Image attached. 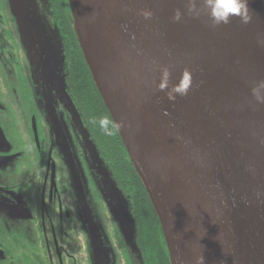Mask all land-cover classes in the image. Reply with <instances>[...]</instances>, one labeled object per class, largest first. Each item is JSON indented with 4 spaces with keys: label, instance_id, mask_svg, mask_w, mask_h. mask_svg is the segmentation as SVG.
I'll list each match as a JSON object with an SVG mask.
<instances>
[{
    "label": "water",
    "instance_id": "95a60500",
    "mask_svg": "<svg viewBox=\"0 0 264 264\" xmlns=\"http://www.w3.org/2000/svg\"><path fill=\"white\" fill-rule=\"evenodd\" d=\"M6 1L37 84L34 94L45 102L51 132L62 141L58 148L93 263L110 264L109 237L58 103L78 132L110 216L134 251L130 204L67 93L58 32L38 17L35 0ZM38 1L43 13L49 0ZM67 2L84 62L159 221L170 264H264V103L251 95L264 80V0H247L249 23L231 17L218 26L203 0H192L191 12L189 0ZM177 9L181 20L173 22ZM145 10L151 18L140 15ZM165 68L169 86L161 91ZM186 69L192 87L169 101L167 93Z\"/></svg>",
    "mask_w": 264,
    "mask_h": 264
},
{
    "label": "flooded vegetation",
    "instance_id": "af4514ba",
    "mask_svg": "<svg viewBox=\"0 0 264 264\" xmlns=\"http://www.w3.org/2000/svg\"><path fill=\"white\" fill-rule=\"evenodd\" d=\"M49 3L43 15L60 36L67 93L135 220L136 249L131 251L90 175L78 132L58 103L109 237L110 264H170L159 221L84 62L67 0ZM36 85L16 26L0 0V264H94L58 148L62 141L51 132L45 102L34 94Z\"/></svg>",
    "mask_w": 264,
    "mask_h": 264
},
{
    "label": "clouds",
    "instance_id": "9594fccd",
    "mask_svg": "<svg viewBox=\"0 0 264 264\" xmlns=\"http://www.w3.org/2000/svg\"><path fill=\"white\" fill-rule=\"evenodd\" d=\"M205 9L208 12L209 18L213 26L220 24H228L231 17H239L241 22L247 24L251 21V16L248 12L247 0H203ZM188 11L191 12L195 8L192 0H189ZM141 16L149 19L152 16L151 11H141ZM181 12L179 9L175 10L172 20L179 22L181 20ZM192 74L187 69L183 71L179 83L171 88L167 93L169 101H175L176 96L184 97L188 94L192 87ZM169 86V73L167 68L162 70L161 81L158 85L159 90H164ZM251 95L257 103H264V80L257 81L255 86L251 88Z\"/></svg>",
    "mask_w": 264,
    "mask_h": 264
},
{
    "label": "rangeland",
    "instance_id": "374dc122",
    "mask_svg": "<svg viewBox=\"0 0 264 264\" xmlns=\"http://www.w3.org/2000/svg\"><path fill=\"white\" fill-rule=\"evenodd\" d=\"M35 1H36V10H37V13H38V17L40 18V14L43 15V13H42V10H43L42 9V4L38 0H35ZM3 2H4V5L9 8L7 1L6 0H3ZM67 4H68V2H67ZM10 8L15 11V13H16V15H17V17H18L19 20H24L25 19L24 13L19 11L16 3L12 2L10 4ZM68 9H69V6H68ZM47 10H48V8H47ZM107 236H108V234H107Z\"/></svg>",
    "mask_w": 264,
    "mask_h": 264
},
{
    "label": "trees",
    "instance_id": "16d2710c",
    "mask_svg": "<svg viewBox=\"0 0 264 264\" xmlns=\"http://www.w3.org/2000/svg\"><path fill=\"white\" fill-rule=\"evenodd\" d=\"M101 98V97H100ZM144 196L147 198L146 193L144 192Z\"/></svg>",
    "mask_w": 264,
    "mask_h": 264
}]
</instances>
